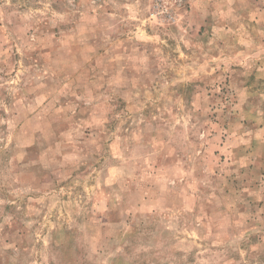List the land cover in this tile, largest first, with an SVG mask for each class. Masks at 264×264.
Instances as JSON below:
<instances>
[{
    "label": "rangeland",
    "instance_id": "rangeland-1",
    "mask_svg": "<svg viewBox=\"0 0 264 264\" xmlns=\"http://www.w3.org/2000/svg\"><path fill=\"white\" fill-rule=\"evenodd\" d=\"M0 264H264V0H0Z\"/></svg>",
    "mask_w": 264,
    "mask_h": 264
}]
</instances>
